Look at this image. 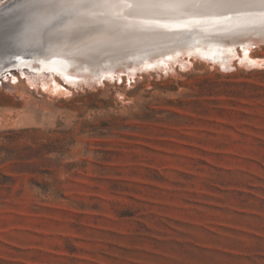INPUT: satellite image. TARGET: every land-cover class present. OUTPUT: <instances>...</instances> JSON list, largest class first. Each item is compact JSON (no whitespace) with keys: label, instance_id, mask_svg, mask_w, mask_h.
<instances>
[{"label":"rangeland","instance_id":"374dc122","mask_svg":"<svg viewBox=\"0 0 264 264\" xmlns=\"http://www.w3.org/2000/svg\"><path fill=\"white\" fill-rule=\"evenodd\" d=\"M217 48L59 95L2 70L0 264H264V63Z\"/></svg>","mask_w":264,"mask_h":264},{"label":"bare ground","instance_id":"6f19581e","mask_svg":"<svg viewBox=\"0 0 264 264\" xmlns=\"http://www.w3.org/2000/svg\"><path fill=\"white\" fill-rule=\"evenodd\" d=\"M8 1L0 2V68L39 65L36 68L46 70L48 74L37 69L40 72L37 77L27 75L28 84L54 95L70 91L56 80L54 73L74 87H93L104 84L105 79H121V73L130 80L140 76L143 69L144 73L150 71L147 69L150 66L155 72L164 73L173 71L176 64L186 67L192 58L201 57L194 48L180 49L183 40L194 36L202 43L208 37L234 35L223 34L224 29L211 25L238 14L243 15L238 22L247 25L252 17L245 13L255 10L239 5L194 7L177 0ZM52 17L64 19L48 25L46 22ZM193 19L202 21L195 31L177 27L178 23ZM245 25L242 29L248 31L244 33L259 35L243 44L242 55L232 49V57L243 63H264V59L254 58L251 54L253 46L264 43V34ZM36 26L41 28V33L31 32ZM172 34L178 36L170 40ZM217 45L213 50L221 54ZM55 54L60 58L54 62L40 59V56ZM156 55L159 56L157 61L140 62L142 58ZM216 58L214 56L212 60ZM136 61L139 63L134 65ZM132 65L131 71H124L123 67L129 69ZM114 67L118 70H113Z\"/></svg>","mask_w":264,"mask_h":264},{"label":"snow or ice","instance_id":"6c2138e0","mask_svg":"<svg viewBox=\"0 0 264 264\" xmlns=\"http://www.w3.org/2000/svg\"><path fill=\"white\" fill-rule=\"evenodd\" d=\"M42 2H52V0H42ZM178 3L184 5H191L194 7L199 6H211V7H231V6H244L248 9H255L245 13L252 17L249 24L245 27H251L254 31L264 34V0H177ZM258 6V7H257ZM225 19H230L231 17H224ZM58 17H52L46 23L51 25L53 22L58 20ZM202 21L199 19H193L186 22H181L177 24L178 28L187 30L188 32L195 31L197 25L201 24Z\"/></svg>","mask_w":264,"mask_h":264},{"label":"water","instance_id":"95a60500","mask_svg":"<svg viewBox=\"0 0 264 264\" xmlns=\"http://www.w3.org/2000/svg\"><path fill=\"white\" fill-rule=\"evenodd\" d=\"M259 34L254 33L253 35H250L248 33H240V34H234V35H225V36H219L216 38H209L205 42H200L199 40L194 39L193 37H190L188 39L183 40L182 43H180L179 48L180 49H188V48H194V51L196 54L201 57V58H207L209 60H212L214 56H216V62H219L220 60L226 59V56L224 57L225 53L223 54H218L213 50V46L216 44H222L227 46L226 53L230 56V53L232 49H235L237 45H239L243 51V44H246L251 38H256L258 37ZM251 36V37H250ZM230 49V50H229ZM153 60L157 61L159 60V56H149L146 58L140 59V62L143 64L146 61ZM139 61H136L135 64H138ZM12 66H5L0 68V72L2 70L8 69ZM133 67L130 66L129 69L124 68V71H131L130 69ZM113 70H118L116 68H112ZM147 69H152V67H147ZM120 72V71H118Z\"/></svg>","mask_w":264,"mask_h":264}]
</instances>
